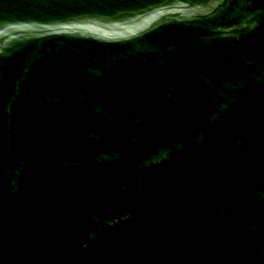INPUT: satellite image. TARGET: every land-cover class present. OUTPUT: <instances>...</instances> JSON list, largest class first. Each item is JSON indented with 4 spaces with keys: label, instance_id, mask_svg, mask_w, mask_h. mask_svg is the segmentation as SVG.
Listing matches in <instances>:
<instances>
[{
    "label": "water",
    "instance_id": "water-1",
    "mask_svg": "<svg viewBox=\"0 0 264 264\" xmlns=\"http://www.w3.org/2000/svg\"><path fill=\"white\" fill-rule=\"evenodd\" d=\"M0 264H264V0H0Z\"/></svg>",
    "mask_w": 264,
    "mask_h": 264
}]
</instances>
